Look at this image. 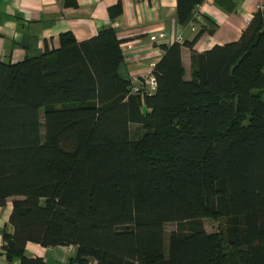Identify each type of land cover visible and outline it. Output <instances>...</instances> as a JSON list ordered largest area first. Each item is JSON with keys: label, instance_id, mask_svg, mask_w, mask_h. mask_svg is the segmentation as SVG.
<instances>
[{"label": "trees", "instance_id": "16d2710c", "mask_svg": "<svg viewBox=\"0 0 264 264\" xmlns=\"http://www.w3.org/2000/svg\"><path fill=\"white\" fill-rule=\"evenodd\" d=\"M203 1L176 0L177 21ZM194 41L159 45L152 93L118 74L111 27L0 61L8 262L49 264L26 253L33 242L75 246L68 264H264V10L238 40L192 51L185 79L181 50Z\"/></svg>", "mask_w": 264, "mask_h": 264}, {"label": "crops", "instance_id": "0c3cea01", "mask_svg": "<svg viewBox=\"0 0 264 264\" xmlns=\"http://www.w3.org/2000/svg\"><path fill=\"white\" fill-rule=\"evenodd\" d=\"M0 0V61L14 63L25 57H39L59 48V35L70 32L77 41L95 36L104 27L114 29L121 39L123 59L118 74L124 79L152 75L161 59L159 45L195 39L192 48L183 46L181 59L185 79L191 76L192 51L236 41L258 9L259 0H204L187 24L177 21L176 0ZM120 4V10L110 8ZM112 11V10H111ZM141 90L152 93L149 84ZM12 199L0 208V264H9L3 255L5 235L13 234L10 223ZM26 253L49 264H68L76 254L73 245L43 247L27 242ZM15 261V260H14ZM88 264H97L89 258Z\"/></svg>", "mask_w": 264, "mask_h": 264}, {"label": "built area", "instance_id": "2783aa9c", "mask_svg": "<svg viewBox=\"0 0 264 264\" xmlns=\"http://www.w3.org/2000/svg\"><path fill=\"white\" fill-rule=\"evenodd\" d=\"M258 9L260 10H264V0H259L258 3ZM194 17L198 18L199 17V13L197 12V9L193 12ZM175 42H179L182 43V40L180 37H178ZM131 82V87H130V92L131 93H135L137 91L140 90L141 86L145 83L149 84V86L151 87L152 90L155 89V78L153 77V75H142L140 77H131L130 79ZM9 264H19L18 261H13Z\"/></svg>", "mask_w": 264, "mask_h": 264}, {"label": "rangeland", "instance_id": "374dc122", "mask_svg": "<svg viewBox=\"0 0 264 264\" xmlns=\"http://www.w3.org/2000/svg\"><path fill=\"white\" fill-rule=\"evenodd\" d=\"M262 99L264 100V91L262 94ZM135 128L132 127V133L134 132ZM205 229L209 232L217 231L219 228V223L210 219H203L202 220ZM176 223H167L165 225L166 234H169L172 230L176 229Z\"/></svg>", "mask_w": 264, "mask_h": 264}]
</instances>
